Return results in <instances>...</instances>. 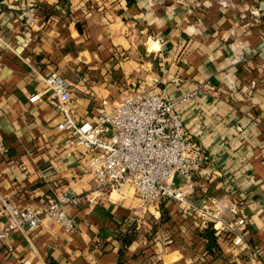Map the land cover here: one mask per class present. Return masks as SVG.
Wrapping results in <instances>:
<instances>
[{
  "label": "crops",
  "instance_id": "0c3cea01",
  "mask_svg": "<svg viewBox=\"0 0 264 264\" xmlns=\"http://www.w3.org/2000/svg\"><path fill=\"white\" fill-rule=\"evenodd\" d=\"M28 10L39 15L33 27ZM35 71L66 76L76 118L90 121L102 100L118 103L133 84H155L173 100L209 85L179 111L217 173L201 170L187 190L209 210L221 200L229 214L238 203L249 240L237 250L210 245L201 221L172 202L138 222L140 201L127 187L69 206L72 233L47 219L15 230L0 242V264H264V0H0V195L21 208L95 185L87 150L56 129L55 100L30 102ZM132 224L139 235L124 248L117 235Z\"/></svg>",
  "mask_w": 264,
  "mask_h": 264
},
{
  "label": "built area",
  "instance_id": "2783aa9c",
  "mask_svg": "<svg viewBox=\"0 0 264 264\" xmlns=\"http://www.w3.org/2000/svg\"><path fill=\"white\" fill-rule=\"evenodd\" d=\"M23 16L29 27H33L39 17L36 10L25 11ZM246 60L242 55L234 62ZM35 73L40 88L29 98L30 102H38L46 94L55 100L62 116L56 129L66 135L70 146L87 150L85 172L95 185L81 194L58 193L39 208H21L0 195L6 214L5 222L0 221V242L7 241L15 230L37 229L46 219L72 233L78 222L68 212L69 206L97 202L105 194L128 187L140 201L135 212L138 222L147 224L146 216L151 208L159 210L172 202L183 216L196 217L203 227L212 222L216 235L234 250L247 246L249 221L238 203L229 207V214L224 212L221 200L216 201L217 210H209L193 204L187 190L201 170L208 168L211 173H217L214 158L187 130L179 111L182 103L207 92L209 85L199 86L197 91L173 100L155 84H133L118 103L102 100L97 118L90 121L76 118V89L66 76L57 72Z\"/></svg>",
  "mask_w": 264,
  "mask_h": 264
},
{
  "label": "trees",
  "instance_id": "16d2710c",
  "mask_svg": "<svg viewBox=\"0 0 264 264\" xmlns=\"http://www.w3.org/2000/svg\"><path fill=\"white\" fill-rule=\"evenodd\" d=\"M169 219H170L169 216L165 214L158 222L161 225L163 222L169 221ZM138 231L139 230H137L135 224L128 225L125 231H121L120 233H118L117 238L122 243V246L124 248H127L137 239V236L139 235ZM203 234L205 239L209 241L210 245H215L218 247L219 245L218 242L220 240V237L216 235V231L214 230L212 222L206 223V225L204 226Z\"/></svg>",
  "mask_w": 264,
  "mask_h": 264
},
{
  "label": "rangeland",
  "instance_id": "374dc122",
  "mask_svg": "<svg viewBox=\"0 0 264 264\" xmlns=\"http://www.w3.org/2000/svg\"><path fill=\"white\" fill-rule=\"evenodd\" d=\"M254 80H257V79H253V81H254ZM256 82H257V81H255V83H256ZM255 85H256V84H255Z\"/></svg>",
  "mask_w": 264,
  "mask_h": 264
}]
</instances>
